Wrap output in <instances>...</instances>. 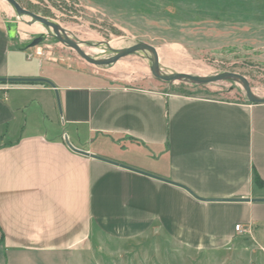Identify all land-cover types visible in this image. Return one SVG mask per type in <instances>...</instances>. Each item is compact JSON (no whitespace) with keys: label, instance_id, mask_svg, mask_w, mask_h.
I'll return each mask as SVG.
<instances>
[{"label":"crops","instance_id":"crops-1","mask_svg":"<svg viewBox=\"0 0 264 264\" xmlns=\"http://www.w3.org/2000/svg\"><path fill=\"white\" fill-rule=\"evenodd\" d=\"M10 26L0 11V78L54 87L0 81V264H81L150 232L264 264V103L118 85L15 47Z\"/></svg>","mask_w":264,"mask_h":264},{"label":"rangeland","instance_id":"rangeland-1","mask_svg":"<svg viewBox=\"0 0 264 264\" xmlns=\"http://www.w3.org/2000/svg\"><path fill=\"white\" fill-rule=\"evenodd\" d=\"M16 1L21 7L58 23L91 57L113 56L115 52L106 42L118 46H110L116 50L145 42L156 49L161 73L184 72L207 77L223 71L237 72L247 79L255 95L264 97V0ZM0 11L14 26L15 47L22 48L34 37L44 35L42 42L26 51L45 61L103 74L118 85L246 100L242 85L230 79L207 84L157 79L150 70V54L142 50L110 64L89 63L73 48L29 26L5 0H0ZM27 100L26 113L32 122L45 118L30 104V96ZM81 261V264L254 262L244 253L228 252L219 257L186 249L158 232L128 241L104 239L99 248L84 253Z\"/></svg>","mask_w":264,"mask_h":264},{"label":"water","instance_id":"water-1","mask_svg":"<svg viewBox=\"0 0 264 264\" xmlns=\"http://www.w3.org/2000/svg\"><path fill=\"white\" fill-rule=\"evenodd\" d=\"M5 1L8 2V4L13 8V10L15 11L18 17H22L23 20L25 16L29 17L30 21H25L28 24H31L34 22L39 23L44 28L46 34L51 35L52 37L57 39L59 42L76 50V52L89 63L95 64V65L110 64L122 56L128 55L130 53H134L140 50L144 51L145 49H147L152 53V56H153L151 58L149 55V59L151 62L150 70H151L152 75L157 79H160L166 82H173L179 79V80L192 82L195 84H207V83L230 79V80L238 81L242 85L247 101H249L250 103H264V97H259L255 95L247 79L242 74H239L237 72L223 71V72L217 73L215 75L207 76V77L196 76V75H192V74L184 73V72H175L171 74L161 73L159 70V66H158V55H157L156 49L152 45L145 43V42L135 43L133 45H130V46H127L121 49H117V50L112 49L109 45V42H106L104 44L107 45L109 49L114 50L115 52L114 55L111 57L105 58V59H97V58L91 57L85 51L81 49V46L77 41L72 40L67 35L66 31L58 23L21 7L20 4L16 0H5ZM10 27L11 29H10L9 34L12 36L14 33V26L11 24ZM43 38H44V35L40 34L34 37L29 43H27L21 49L26 50L28 48L35 47L40 42H42ZM0 81H12V82L13 81H19V82L42 81L54 87L53 83L46 78H0Z\"/></svg>","mask_w":264,"mask_h":264},{"label":"bare ground","instance_id":"bare-ground-1","mask_svg":"<svg viewBox=\"0 0 264 264\" xmlns=\"http://www.w3.org/2000/svg\"><path fill=\"white\" fill-rule=\"evenodd\" d=\"M24 20L25 21H30V18L25 16ZM29 26L34 27L37 31H40V32L44 31L45 32L44 28L37 22L31 23ZM49 30H51V29H49ZM109 45L112 46V47H115V48L118 47V46H114V45H111V44H109ZM144 51L149 53L151 58L153 57L152 53L149 50L145 49Z\"/></svg>","mask_w":264,"mask_h":264},{"label":"built area","instance_id":"built-area-1","mask_svg":"<svg viewBox=\"0 0 264 264\" xmlns=\"http://www.w3.org/2000/svg\"><path fill=\"white\" fill-rule=\"evenodd\" d=\"M235 230L236 231H243V230H245V227L243 225H241V224H236L235 225Z\"/></svg>","mask_w":264,"mask_h":264},{"label":"trees","instance_id":"trees-1","mask_svg":"<svg viewBox=\"0 0 264 264\" xmlns=\"http://www.w3.org/2000/svg\"><path fill=\"white\" fill-rule=\"evenodd\" d=\"M255 182L258 185H263L264 184L263 181L257 175L255 176Z\"/></svg>","mask_w":264,"mask_h":264}]
</instances>
